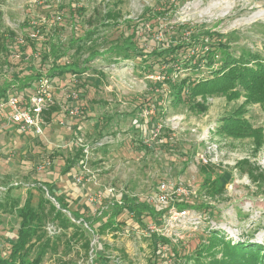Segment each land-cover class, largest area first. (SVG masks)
I'll use <instances>...</instances> for the list:
<instances>
[{"label":"rangeland","instance_id":"1","mask_svg":"<svg viewBox=\"0 0 264 264\" xmlns=\"http://www.w3.org/2000/svg\"><path fill=\"white\" fill-rule=\"evenodd\" d=\"M51 4L54 8L49 12ZM70 6L85 8L81 23L72 20ZM108 14L114 18L108 20L110 26H105ZM0 16L2 31H13L22 45L11 55L8 66L0 61V86L9 80L14 82L16 73L20 72L19 78L30 75L28 66L33 62L35 70L49 78L59 108L46 120L41 135H20L12 126L0 129L1 254L8 253L19 227L20 219L10 211V202L17 200L23 205L32 192V203L37 207L43 197L35 187L38 177L58 178V188L69 196H87L85 203L93 213L101 203L92 201L94 193H104L110 186L124 199L146 201L157 192L160 182H169L171 187L183 184L191 192L189 204L193 211L171 237L164 235L172 245L161 247L163 256L156 254V241L148 237L149 228L130 223L118 232L98 234L96 230L89 235L88 251L84 235L73 236L72 227L64 229L57 221L47 220L46 237L57 246L47 251L42 264H97V252L109 256L108 264H200L198 260L209 258L205 251L199 254V246L208 243L212 231H220L222 237L234 242L264 244V103H249L244 95L236 99L215 95L196 98V102L207 106L204 111L186 103L173 106L167 86H160L165 78L164 64L153 73L145 72L136 65L137 60L123 59L126 52H108L114 41L122 38L129 21L131 25L138 23V29L145 32V41L140 45L146 51L157 42L167 45L189 38L192 31L207 30L230 38L236 54L249 48L264 55V0H0ZM41 21L48 30L55 28L50 31L52 42L59 54H64L59 63H76L83 68L81 73L49 77L47 65L41 67L40 48H31L25 40L26 34L40 37L32 26ZM88 29L94 31L92 42L85 44L82 53L77 52L79 42L74 41L75 36ZM92 48L98 52L89 60ZM180 50L186 55L194 48ZM187 72L180 69L182 77ZM198 73L194 76L211 74L206 67ZM71 92L78 97H69ZM159 95H163L166 115L157 128L147 127L141 136L134 127L135 118L154 115L155 111L146 106ZM72 108H78V113L70 114ZM239 110L254 128H263L261 144L253 136L234 138L217 133L220 120ZM4 115L0 112V125L5 122ZM164 134L170 143L161 146L162 139L167 140L160 138ZM75 143L79 148L90 146L82 153L89 171L87 175L81 173V182L75 176L64 182L67 177L63 181L58 175L61 162L72 158ZM144 145L150 149L144 152ZM82 170L79 166L78 172ZM45 196H49L47 192ZM45 208L48 210L50 205ZM119 219L124 220L122 216ZM84 225L90 228L88 223ZM31 243L34 247L25 264H32L38 250L35 244L39 242L33 239ZM217 258L222 256L218 254Z\"/></svg>","mask_w":264,"mask_h":264},{"label":"trees","instance_id":"2","mask_svg":"<svg viewBox=\"0 0 264 264\" xmlns=\"http://www.w3.org/2000/svg\"><path fill=\"white\" fill-rule=\"evenodd\" d=\"M56 7L59 8L58 6ZM53 8L54 5L51 4L50 9H48L49 12ZM70 11L72 20L81 23V15L84 14L85 8L70 6ZM148 15L150 16V14ZM112 16L113 14L106 16L107 22L104 23L105 26H110L108 20L114 18ZM1 21L2 18L0 16V61L3 66H8L11 62V55L16 54L17 49H21L22 45L13 31L9 30L7 33L2 31ZM32 27L40 33V37L26 34L25 40L31 48H40L41 67L47 65L49 77H58L68 72L74 74L82 72L81 69L83 68H80L76 63H73V66L59 63L60 60L64 59V54H59L57 45L52 42V33L50 31H53L55 28L48 30L47 24L42 21ZM154 27L153 24L151 29ZM138 28V23L131 25L128 21L127 29L123 32L122 38H117L114 41L112 50L108 52H126L123 54V59L130 57L132 60H137L136 65L145 72L153 73L156 70L155 68L164 64L166 66L163 72L165 78L160 86H167L171 105L176 106L180 103H186L194 105L200 111H204L207 106L196 102V98L198 96L207 98L208 96L215 95H226L229 99H236L244 95L249 103H264V55L261 53L252 51L249 48H243L239 54H236V51L232 49L229 43L230 38H225L223 34L212 33L207 30L192 31L189 38L169 42L167 45L157 42L151 51H146L140 45L145 41V32L140 31ZM93 33L92 29H88L84 31V34L75 36L74 41L77 39L79 42L77 52L82 53L83 49L86 48L85 44L88 41V43L92 42ZM183 47L185 49L193 47L194 50L191 54L183 55L180 50ZM97 52L98 50L92 48L89 52V57H91L89 60L97 56ZM217 61H219L218 68L214 69ZM32 63L30 62L28 66L31 71L30 75L25 74L19 78L20 72L16 73L14 82L13 80H9L0 86V100L9 94L26 98L32 92L34 85L42 78V74L38 70H35ZM202 67L208 68L211 74L195 77L194 74H199L198 72L201 71ZM182 68L188 69L187 75L183 77L180 73V69ZM176 70L178 71L176 72ZM151 99L149 100L150 104L148 102L146 107L152 108L155 111L154 115L147 119L135 118L134 127L136 130H140L141 136L142 131H145L147 127L151 129L157 128L159 121L166 115V110L163 107V95L157 96L156 99ZM58 109V105L54 103L45 112V120L50 119L51 115L58 111ZM217 133L234 138L253 136L256 138L257 144H261L260 140L263 138V128H254L249 119L242 114L241 110L224 116L220 120ZM19 134L22 135V133ZM23 135L25 134L23 133ZM143 137L141 141H143ZM164 137L167 140L165 142L162 139L161 146L170 143L169 136L164 134L160 138ZM74 146L77 148L73 149L75 153L72 158H67L61 162L62 169L58 175L60 180H63V177H67L65 181L63 180L64 182H67L70 177L73 179L75 174L78 173L81 161L84 159L82 155L84 147L80 146L79 148L77 143ZM144 148V152L150 149L148 145H144ZM50 179H39L38 177V179L34 180L35 187L43 193V197H41L37 207L32 203V192H29L23 205H20V202L17 200L10 202V211L14 212L20 221L15 233L16 236L11 239L8 253L3 255L0 252V264H25L31 248L34 247L31 246L33 239H36L39 244H35L38 250L31 263L42 264L47 251L56 250L57 246L56 243H52L50 238L46 237L44 227L47 220L57 221L64 229L72 227L74 231L73 236L80 237L84 235L86 237L84 247L89 251L91 242L89 235H93L96 230L98 234L105 233L107 230L118 232L125 224L130 223L135 225V227L137 225L142 228H148L149 222L160 225L168 211L167 207L155 206V203L149 200L141 201L137 198L124 199L125 196L122 195V203L117 202L115 198L104 197L93 213L91 207L85 203L87 196H69L67 191L65 192L64 189L58 188V178L57 180ZM46 192L49 196H45ZM51 198L59 204V207L52 202ZM189 199V196L176 198L174 203L178 207L190 208L192 205L189 204L191 203V199ZM46 204L50 205L48 210L45 208ZM110 209V215H108ZM89 212L91 213L90 215H88ZM120 216L124 220L121 221L119 219ZM101 221L103 222L100 223ZM85 222L88 223L90 228L85 227ZM97 223H100L98 228H96ZM85 229L88 236L85 234ZM210 233L208 243H202L199 246L201 249L199 250V254H202L204 251L207 252L209 260H198L200 264H264V244L250 243L249 241L234 242L222 237L220 231H212ZM148 237L156 241V254H162V246L172 245V241L159 232H148ZM102 247L105 249V244ZM185 252V257L190 259V255L187 251ZM173 253L178 255V251L174 248ZM218 254L222 256L221 259L217 258ZM108 259H110L109 256L107 257L103 252L96 253L95 260L97 264L101 262L108 264Z\"/></svg>","mask_w":264,"mask_h":264},{"label":"built area","instance_id":"3","mask_svg":"<svg viewBox=\"0 0 264 264\" xmlns=\"http://www.w3.org/2000/svg\"><path fill=\"white\" fill-rule=\"evenodd\" d=\"M68 96L77 98L76 92H71ZM55 103L54 87L50 83L49 78L42 77L38 83L32 88V92L26 98L9 94L5 98L0 100V112H5V122L0 125V129L7 126L16 128L19 133L26 135L38 136L43 134L44 126L46 125L45 112ZM70 114H77L78 108H72L69 111ZM84 150L88 152L90 146H84ZM86 158H84L80 166L83 167L81 172L75 174L77 181L81 182L83 179L82 172H87L85 168ZM42 165L41 168H44ZM84 172V174H85ZM88 172L86 173V175ZM190 190H188L183 184H175L171 187L169 182H160L157 188V192L149 199L150 202L156 203L161 207H167L168 211L165 214L162 224L149 223V232H159L162 235L171 237L172 231L183 223L190 213L193 212L190 208H179L174 202L176 198H185L190 196ZM122 195L117 194L114 187H107L105 192L98 190L94 193L92 201H100L104 197L115 198L119 203H122ZM98 207V206H97ZM96 207V209H97ZM139 227V226H137ZM51 229L50 227L48 228Z\"/></svg>","mask_w":264,"mask_h":264}]
</instances>
